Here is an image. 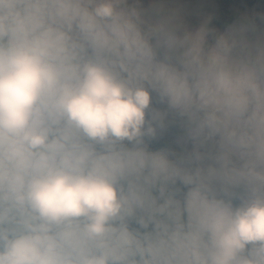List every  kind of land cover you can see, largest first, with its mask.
<instances>
[{
	"label": "clouds",
	"instance_id": "1",
	"mask_svg": "<svg viewBox=\"0 0 264 264\" xmlns=\"http://www.w3.org/2000/svg\"><path fill=\"white\" fill-rule=\"evenodd\" d=\"M0 264H264V0H0Z\"/></svg>",
	"mask_w": 264,
	"mask_h": 264
}]
</instances>
